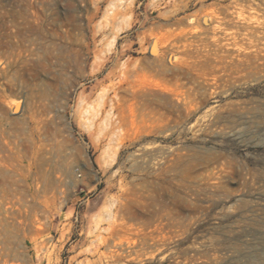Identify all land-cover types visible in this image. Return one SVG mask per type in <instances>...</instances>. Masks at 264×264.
Here are the masks:
<instances>
[{
	"label": "rangeland",
	"instance_id": "374dc122",
	"mask_svg": "<svg viewBox=\"0 0 264 264\" xmlns=\"http://www.w3.org/2000/svg\"><path fill=\"white\" fill-rule=\"evenodd\" d=\"M20 58L0 264H264V0H0Z\"/></svg>",
	"mask_w": 264,
	"mask_h": 264
},
{
	"label": "bare ground",
	"instance_id": "6f19581e",
	"mask_svg": "<svg viewBox=\"0 0 264 264\" xmlns=\"http://www.w3.org/2000/svg\"><path fill=\"white\" fill-rule=\"evenodd\" d=\"M231 18L232 20H237L239 19V17H234V15H231ZM205 21V19H204ZM230 21V20H229ZM232 22V21H231ZM238 23V22H237ZM233 24V23H232ZM237 26V25H236ZM224 30V29H223ZM204 31V29H201V32ZM207 33H209L210 35V39H213L214 41H218L220 39L219 37V32L222 31L221 29V25H215V26H212V27H209L205 30ZM203 34V33H202ZM24 60L23 59H17V60H12V61H6L5 62V65L4 66H1L2 67V70H0V73L2 75H5V69L6 68H14L16 67L18 64L22 63ZM20 192H22V197L21 198H17V201L16 203L20 206L22 205V201L25 200L26 202V199H27V196L25 194H23L24 192L22 190H19ZM19 192V193H20ZM12 207H8V209H11ZM9 214V215H7ZM0 215L3 216L4 220L5 218L6 219H10L11 217H14L15 215L17 216L18 213H15V212H8L6 211L5 209H0ZM2 220V219H1ZM0 224H1V221H0ZM39 227V226H38ZM40 228V227H39ZM43 228V226L41 227ZM45 229V228H43ZM45 243V241H44ZM37 250V249H36ZM122 250V248H121ZM40 254V253H39ZM42 254V253H41ZM39 256V255H37ZM27 262V258H26V255L23 251H21L19 248H11V252L10 254L7 256V259L5 260L4 264H25Z\"/></svg>",
	"mask_w": 264,
	"mask_h": 264
}]
</instances>
